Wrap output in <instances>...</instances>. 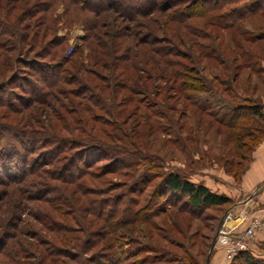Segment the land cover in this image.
<instances>
[{"label":"rangeland","instance_id":"1","mask_svg":"<svg viewBox=\"0 0 264 264\" xmlns=\"http://www.w3.org/2000/svg\"><path fill=\"white\" fill-rule=\"evenodd\" d=\"M6 1L0 0L5 3L3 13L15 16L20 13L18 2L22 0ZM147 1L130 0L129 11L133 16L123 17L111 6L95 13L80 9L79 5L67 8L60 2L51 10L38 12L34 11L39 10L37 4H44L46 0H27L28 8L19 16L27 17L18 19L19 30L28 38H37V45L25 55H19L17 83L5 87L4 98L19 107L22 101L18 98L30 95L31 84L26 81L33 82L35 77L26 56H40L37 59L40 63L78 57L94 68L91 60L111 61L109 47L114 46L113 35L117 29L122 37H118L121 47L116 54L128 46L132 49L130 55L135 53L137 57L142 45L134 42L143 36L151 41L150 45H157L148 34L152 25L157 27V20L164 21L161 6L134 13L138 5L146 7ZM100 3L103 7L106 1ZM197 12L201 14L202 9L198 8ZM210 19L208 14L186 19L182 23L184 29L189 27L196 34L187 35L182 30L181 43L168 37L159 41L170 51L188 53L199 71V75L191 73L192 79L188 82L203 76L206 91L175 94L170 89V81L149 78L148 71L147 74L138 71L137 80L130 84L144 95L132 93V101L122 112H119L122 107L115 108L117 113L114 111L110 116L101 111V119L92 133L89 130L69 132V138L76 136L100 146L86 150L84 160L71 165L72 171L63 174L67 175V182L55 175L59 174L55 166L64 160L57 162L54 154L52 160V152L56 151L49 145H37L39 148L35 149L28 144L30 154L27 150L21 151L19 154L23 155L18 159H23L15 160V167L0 169V264H110L103 257L106 254L122 258L111 264H187L185 260H178H190V254L202 264L216 248L220 249L215 245L216 223L223 207L192 210L188 204L180 205L185 195L167 191L163 182L168 172H177L199 183L208 179L207 176H217L219 170L225 171V161L232 162V171L240 170L246 163L235 157L221 119L231 110L232 99L239 101L243 95L255 97L264 92L261 82L264 81V12L249 15L241 23L244 36L251 42H243L232 28L221 30ZM10 34L9 29L0 25V42L12 38L19 45L20 37ZM93 36L97 40L91 39ZM92 41L100 44L101 49L93 51L88 46ZM137 58L143 60L140 55ZM177 58L184 62L181 56ZM138 65L146 67L143 61ZM64 66L73 76L75 69L67 67L65 62ZM254 66L261 68V79L256 73L248 81L246 74ZM98 70L107 75L104 68L98 67ZM232 78L236 82H231ZM254 82H257L256 90H252ZM76 87L63 82L60 85L63 90L51 97L37 96L31 106L21 109L31 112L29 117L25 116L27 124L14 119L13 113L2 116L7 111L4 107H0V121L23 124L40 133L61 131L57 126L61 122L51 118V113L59 109L60 102L74 100L71 90ZM45 97L46 105L40 101ZM59 111L65 114L63 109ZM62 132L68 134L67 130ZM75 149L72 147L71 151ZM47 151L51 153L47 155ZM36 162L40 164L38 171L19 179L23 175L20 170L29 172ZM76 165L82 168L79 177L74 171ZM255 249L264 251V246L257 244L248 251L261 259L254 255Z\"/></svg>","mask_w":264,"mask_h":264},{"label":"trees","instance_id":"2","mask_svg":"<svg viewBox=\"0 0 264 264\" xmlns=\"http://www.w3.org/2000/svg\"><path fill=\"white\" fill-rule=\"evenodd\" d=\"M16 1L18 0H8L6 3ZM100 1L102 0H46L44 4H37V9L39 10L34 11L43 12L51 10L56 2H60L67 8L79 5L80 9L87 8L88 11H94L95 13L101 9H108L111 6L114 11L121 14L123 17L133 16V13L129 11V8H131V5H129L130 0H104L106 3L103 7L101 6L102 3H100ZM263 1L264 0H160L159 3H157L158 0H148V5L146 7L138 5L134 13H141L148 7L150 10L160 5L162 8L161 11H164V21L161 20L160 22V20H157V27L152 25L151 32L148 34L151 36L152 43L157 44L154 45L156 47L150 45L149 43H151V41L144 36L138 38L137 41L134 39V45H142L141 50L138 51L137 57L139 55L140 57H143L142 61L146 66L145 68L144 66L138 67V63L141 64L142 61L136 57L135 53L133 56L130 55L132 49L128 46H126L124 52L119 51V54H116L121 47V41L118 37L120 38L122 36L119 34V29H117L113 35L115 38L114 46L109 47L111 49V61L102 62L95 59L91 60V57H89L88 61L90 62L91 60L94 68H89L88 64H84L83 60L78 57H61L58 62L47 63L42 61L40 63L37 62V59H39L40 56H36L37 58L34 56H26L25 60L26 58H29L28 65L31 68V72L34 73L35 80L33 82L26 81L28 82V85L31 84V93L28 97L23 98L20 96L18 98L19 101H22V103L19 104V107H16L15 105L13 106V104L7 101V98H4L3 90L11 83H17L16 73L19 71L17 64L21 61L19 55H25V53L31 51L30 48L37 45V38H28V36L19 30L18 19L21 18L19 17L21 13L28 8L27 0L18 2L21 9L20 13L16 16L11 13H3L2 9L5 3L2 4L0 2V13H2L0 14V25H3L10 30L11 36L20 37L19 45L17 44V46L15 40L12 38L0 42V107L7 108V111L4 112L2 116L7 117L10 113H13L15 115L13 117L14 119L18 122L26 123L25 116L27 115L29 117L31 112L27 113V111L24 112L23 110L31 106L33 102L36 101L35 99H37V96L46 95L51 97L57 91L63 90L60 88V85L63 82L69 84L73 83L78 86V88H72L71 90L74 94V100L68 98L65 102H60L58 105L59 109H63L65 114L61 113L59 109H54L51 113V118H55L61 122L60 125L57 124L61 130H58L59 132L51 130L48 133H40L38 130H33L30 127L25 128L23 124H12L10 121H0V169H12L15 167L17 164L15 160L18 159L19 155H23L19 154L21 151H24L23 153H25L27 150L30 154L31 151L28 150V144H32V147L35 146L33 147L35 149L39 148L37 145H49L50 147H54V150L56 151L55 153L52 152V160H54L53 154L57 162L64 160L63 163L55 166V170L57 169L59 173L55 175L60 180L63 179V181L67 182V175L63 174L72 171L71 165L76 161L84 160L83 154L86 150L92 149L94 146L96 147V145L100 146L97 142L89 140L84 141L83 139L76 138V136L69 138V132L73 130H80L81 132L89 130L92 133L94 127L96 128V124L101 119V111L110 116L113 115L115 108L118 109V107H122L120 109L121 111L119 110V112H122V110H124V108H126L132 101V93L136 92L144 95V92H137L135 90L136 86L130 84L133 80H137L138 71L141 73L145 72L146 74L148 71L150 74V76H148L149 78L154 77L157 78V80L170 81L172 83L170 89L173 90L175 94L180 93V91L189 93L192 91L207 90L205 83L202 81L203 76H198V78L193 80L192 83L188 82L192 79L191 73L199 75V71L193 66V59L191 58L189 60L190 56H188V53L181 54V52L179 53L174 49L171 50L174 52H171L165 48L163 44H160L159 41H165L162 37H168L181 43L184 34L182 30H184L187 35L196 34V32L190 30L189 27L184 29L185 25L182 23L188 18L196 16L204 17V15L208 14L209 18H211L210 20L217 24L221 30L226 31L232 28L241 36L243 42H251V39L244 36L245 31L243 30L241 23L243 20H246L249 15L252 17L258 14L260 15V13L263 14ZM16 6L17 4L13 7ZM198 8L202 9L201 14H197ZM24 17L27 16L23 14L21 20ZM94 26L95 25H92V27ZM258 38L260 39L262 36H259ZM91 39L97 40L94 36L91 37ZM158 44L161 46H158ZM88 46L93 51H96L98 48L101 49V45L93 41L89 42ZM179 56L182 57L184 62H181L177 58ZM64 62L67 64V67L72 66V68L75 69L73 76H70L68 74L69 72L65 70ZM148 65L149 68H147ZM98 67L99 69L104 68L107 75H103V73L98 70ZM250 69L252 72H247L246 74L248 81L251 80L252 74L256 73L259 75L258 78L261 79L259 73L261 68L256 69L254 66V68ZM242 70L243 69L240 70L237 76L238 78H240ZM211 73L213 74L212 69ZM141 78L138 80H141ZM232 80L233 81L231 82H236V79L232 78ZM194 82H196V84H194ZM261 82L264 84L263 80H261ZM253 87L252 90L257 89V82H254ZM85 92L88 93L86 94L88 95L87 97L84 94ZM261 94L264 95V92L258 93V96H255L256 98L252 95H243L239 101L232 99L231 110L225 118L221 119V124L227 130V138H229L231 146L234 149L235 157L246 160V163L240 170L234 171L230 168L232 162H224L223 166L225 171L231 174L236 180L240 178L247 165L251 150L264 137V102L261 101ZM46 99L47 97L40 101H43L42 103L46 105ZM22 108L23 110H21ZM116 113L117 112L115 111V114ZM65 130L68 132L66 135L62 134V131ZM72 147L76 149L71 151ZM49 153L51 152H46L47 155ZM59 153L62 154V156L59 157ZM22 159L23 158L18 160ZM24 159L27 160V158ZM31 160L40 159L31 158ZM31 166L33 170L29 172H26L27 169L24 168L20 170L23 175L19 176V179L24 175H29L30 172H37L40 164L36 162ZM80 169L82 168L77 166L76 170H74L78 172H76V177L77 175L78 177L80 176L82 172H80ZM14 181L16 182L19 180ZM163 183L167 191H174L180 195H185V200L182 201L180 205L187 206L188 204L190 205L188 207L192 210L210 206H220L222 208L224 204L229 202L227 196L214 193L202 183L193 182L186 176L180 175L177 172H168L164 177ZM225 210L227 209L223 207V211L216 223L217 225L219 224ZM191 213L193 212L191 211ZM191 245L194 246L193 243H191ZM181 247L182 246L179 248ZM190 255V260L181 258L178 262L185 260L187 264H194V262L198 264V259H194V256L192 254ZM103 257L110 264L116 261H122V258H115V256L111 254L103 255ZM174 261L175 259H173L172 262ZM236 261L238 264H262L264 262V260L251 256L248 252L238 253L230 264ZM143 263L145 262L143 261Z\"/></svg>","mask_w":264,"mask_h":264},{"label":"crops","instance_id":"3","mask_svg":"<svg viewBox=\"0 0 264 264\" xmlns=\"http://www.w3.org/2000/svg\"><path fill=\"white\" fill-rule=\"evenodd\" d=\"M261 99L264 102L263 94H261ZM216 175L212 178L207 176L208 179L199 183H202L214 193L227 196L229 202L223 205L225 209H243L249 214L264 215V137L251 150L247 165L238 180L223 170L217 171ZM257 244L264 246V231L256 232L252 241L249 242V248L252 249ZM255 251L257 252H254V255L263 260L264 251H258L257 249ZM223 256V251L216 248L208 256L207 264H223ZM232 264L238 263L236 261Z\"/></svg>","mask_w":264,"mask_h":264},{"label":"built area","instance_id":"4","mask_svg":"<svg viewBox=\"0 0 264 264\" xmlns=\"http://www.w3.org/2000/svg\"><path fill=\"white\" fill-rule=\"evenodd\" d=\"M217 229L215 245L223 251L224 264H230L238 253L249 251V242L256 232L264 231V215L230 208L224 212Z\"/></svg>","mask_w":264,"mask_h":264},{"label":"water","instance_id":"5","mask_svg":"<svg viewBox=\"0 0 264 264\" xmlns=\"http://www.w3.org/2000/svg\"><path fill=\"white\" fill-rule=\"evenodd\" d=\"M207 260H208V256L206 257V259L204 261V264H207Z\"/></svg>","mask_w":264,"mask_h":264}]
</instances>
